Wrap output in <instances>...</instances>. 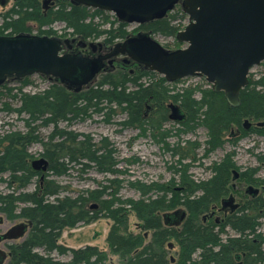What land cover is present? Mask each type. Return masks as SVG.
I'll list each match as a JSON object with an SVG mask.
<instances>
[{"label":"trees","instance_id":"1","mask_svg":"<svg viewBox=\"0 0 264 264\" xmlns=\"http://www.w3.org/2000/svg\"><path fill=\"white\" fill-rule=\"evenodd\" d=\"M104 13L101 9L72 4L71 0H54V6L44 13L40 0H16L4 16L0 35H30L32 29L27 25L33 23L38 25L40 36H49L50 31L41 29L61 22L71 36L85 41L103 38L111 45L116 39H125L127 32L123 23L117 28L101 29L102 24L96 22V18H103ZM174 18L164 16L141 26L150 35L175 37L182 24H173ZM28 78L15 80L25 86ZM97 79L79 92L55 81L39 94L18 90L19 106L13 111L25 116L26 132L7 133L0 138V170L9 173L17 189L26 188L36 175L46 174V177L39 186L40 196L38 191L0 193L2 215L7 219L26 218L32 223L28 237L8 247V264H107L105 252L97 246L71 248L59 243L64 229L90 225L99 219L112 222L106 242L110 252L121 257V264H237L238 258L240 264H264V237L257 234L258 220L264 218V212L259 213L264 211V201L255 203V216H249L242 209L244 213L232 215L221 226L199 219L227 193L230 173L236 168L230 154L212 166L209 179L195 181L189 174L190 164L185 161L190 158L196 161V157L179 153L176 167L179 189H175L177 185L172 186L174 182L169 188L128 182L141 194L139 200L122 199L120 189L124 182L117 178L108 179L96 189L75 197H60L67 189L53 179L68 174L75 166L94 167L97 173L115 177L123 173L116 168L115 150L107 139L95 142L87 135L60 128L61 123L71 125L93 114L105 115V111L116 107L127 115L123 125H137L142 129L151 122L145 117L148 111L152 109L165 122L167 106L174 104L185 115L179 123V134H190L203 127L207 132L204 150L210 153L223 146L224 133L232 125L240 126L243 118L262 121L264 126V78L250 79L240 91L235 107L222 92H203L199 100L188 90L175 92L164 77L142 67L138 75L120 67L100 74ZM46 127H53L52 132L42 137L40 130ZM260 134L264 135V131ZM34 142L41 145V155L48 162L44 173L32 171L27 165V147ZM154 188L159 196L145 199ZM94 204L96 208H92ZM180 207L187 212L184 222L177 227L165 225L159 215ZM131 212L142 222L141 229L153 231L148 242L139 235L121 231L127 227ZM226 228L236 236H228ZM170 239H175L180 248L174 262L167 258L164 250ZM53 254L70 259L61 261Z\"/></svg>","mask_w":264,"mask_h":264},{"label":"rangeland","instance_id":"2","mask_svg":"<svg viewBox=\"0 0 264 264\" xmlns=\"http://www.w3.org/2000/svg\"><path fill=\"white\" fill-rule=\"evenodd\" d=\"M43 1L44 0H40L41 10L46 13L54 6V0H49V3L46 5L43 4ZM15 3L16 0H6L4 5L0 4V25L3 23L4 16L11 10ZM103 12H105L103 18H96V22L102 24L101 29L108 30L110 28H117L123 23L125 24L124 29L127 32L126 38L116 39L111 45H107L103 38L96 41L88 40L86 42H103L105 45L109 46L108 48H111L116 43H121L129 38L136 37L138 33H146L142 29V26L137 23H125L119 20L113 12L104 10ZM165 16L167 18L175 16L172 22L175 25L182 24L181 30H183L189 22L188 16L183 12L180 2L175 5L172 10L168 11ZM27 26L32 29L31 36H40L38 34V25L29 23ZM64 28L65 26L63 23L57 22L52 25H46V27H43L41 30L51 32L49 36L45 37H54L61 41L74 38L68 31L66 32ZM149 36L167 51H176L186 47L185 44H181L177 41L176 36L165 37L150 34ZM78 40L85 42V40L80 38H78ZM63 48H65L64 45ZM85 52H89V49H86ZM121 66L122 63L116 62L115 66L112 65L113 68L108 67L104 72L114 71V69H119ZM140 68L141 66L133 64L127 66L126 70L129 72L132 71L134 75H138ZM262 78H264V61L254 66L249 73V80L255 81ZM96 80L98 79H95V81ZM26 82V85L22 86L21 81L8 80L0 87V138L7 133L16 132L23 134L26 132L24 122L25 116H19L13 111V109L19 106V88H22V91L25 93L39 94L48 87L51 81L47 77L34 74L29 76ZM168 84H170V87L175 92L180 90L193 92L196 100L200 99L203 92L212 90L211 85L207 82L205 77L199 76L186 77L174 83L168 82ZM89 85L83 87L82 90L90 87ZM169 105L170 104H168V106ZM168 106L167 116L170 114ZM105 112V115L93 114L90 118L82 121H75L71 125L61 123L59 127H65L67 130H71L76 134L87 135L95 142L107 139L115 150V160L118 163L116 168L123 173L115 177L97 173L94 167L83 169L80 168V166H75L68 174L53 178L57 183L67 189L60 197L66 195L75 197L83 191L96 189L108 179L117 178L124 182L120 189V197L122 199L139 200L142 198L141 194L132 189L128 182H139L141 184H154L158 186L165 185L168 188L169 185L171 186L170 183L174 182L172 186H176L178 178L176 167H178L177 156L179 153L186 155L193 154L192 156L196 157V161H192L191 158L185 161L190 164L189 174L195 181L209 179L212 166L220 163L230 154L233 157L232 162L235 164L236 168L230 173L228 193H226V196H233L235 198V203L239 204L240 210L243 209L249 216L256 215V210L253 209L255 203L264 201V135L260 134L261 131H264V126H259L260 124L263 125L262 121L243 118L240 126L232 125L224 133V144L221 148L207 153L206 150H204L207 132L203 127L196 128V130L190 134H179V121H173L167 117V121L164 122V120L160 119V117L158 118V115H155V111L151 109L145 115L146 119H151L150 124L140 129L137 125H123V122L128 118L127 115L122 113L120 108L112 107V111ZM246 120L250 124V128L247 129L244 128ZM52 128L53 127L42 128L40 130V135L42 137H47L52 132ZM232 132H234L236 137L231 135ZM194 143L196 146L193 145ZM195 147L198 148L194 150ZM27 153L29 155L27 165L30 170L33 171L31 164L43 158L41 155L42 147L39 143H31L27 147ZM234 171L238 174L236 180H233ZM45 177L46 174L38 175L33 178L30 186L25 190H19V192L33 193L38 191L40 196L39 186L43 183ZM8 182L9 173L0 170V193L6 194L11 192L12 189H8ZM14 187L18 190L16 186ZM176 187L178 188V185ZM248 187L257 189L259 194L256 197L247 194L246 189ZM157 196L159 195L154 188L153 191L148 193L145 199L155 198ZM216 205L220 208V203ZM179 210H184V208L180 207ZM213 211L211 207L207 213L199 218L200 221L206 224L211 223L221 226L232 216L224 215L216 208L214 216L210 218V214ZM170 212L172 213L173 211H169V213ZM262 212L263 209L259 211L260 214H262ZM162 215H159L161 219H163ZM217 220L219 221L218 223H216ZM17 223L18 221L16 219L7 220L4 216V225L0 227V232L5 231L7 228ZM140 224H142V222L131 212L128 216L127 227L121 231L126 234L139 235L145 239L146 243L151 239L153 231L141 229ZM111 225L112 222L110 220L99 219L90 225L79 224L74 229H64L59 243L71 248H80L86 245L97 246L100 250L105 252L107 264H121V257L112 254L106 242V237ZM225 231L228 236H236L235 232L230 228H226ZM257 234L264 237V218L258 220ZM224 237H226V235H224ZM19 242L20 241L5 243L2 248L5 249L7 252L6 254H8V244ZM171 244L172 247H170ZM164 250L169 260H176L180 248L175 239H170L165 243ZM52 256L61 261H68L70 259L68 256H59L57 254H53ZM194 258L197 261V257L195 256ZM8 262L9 257H7L5 264H8ZM240 262L241 260L238 258L237 264H240Z\"/></svg>","mask_w":264,"mask_h":264},{"label":"water","instance_id":"3","mask_svg":"<svg viewBox=\"0 0 264 264\" xmlns=\"http://www.w3.org/2000/svg\"><path fill=\"white\" fill-rule=\"evenodd\" d=\"M72 4L113 12L125 23L143 24L164 17L179 2L188 16V24L176 35L186 47L167 51L152 40L148 33L117 43L106 58L127 56L146 69L163 76L169 83L192 76L205 77L214 92H222L232 106H237L240 91L248 83L250 70L264 61V0H71ZM6 0H0L4 5ZM49 0H44L46 5ZM68 40L54 37L0 35V85L7 79H21L34 74L56 78L69 90L79 92L89 85L103 68L102 56L94 60L81 54H66L63 45ZM85 46L86 44L82 43ZM101 48L91 42L89 46ZM113 64V60H109ZM169 119L183 121L185 115L177 105L170 104ZM245 127L250 124L246 120ZM48 162L41 158L32 163L34 169ZM238 178L234 171V180ZM247 193L256 195L257 189L248 187ZM233 198L223 201L231 205ZM97 205H92L96 208ZM236 206H233V209ZM177 216V217H176ZM185 210L163 215L165 225L184 222ZM26 226L13 227L3 239H18ZM172 247V244L170 245ZM6 253L0 250V264Z\"/></svg>","mask_w":264,"mask_h":264},{"label":"flooded vegetation","instance_id":"4","mask_svg":"<svg viewBox=\"0 0 264 264\" xmlns=\"http://www.w3.org/2000/svg\"><path fill=\"white\" fill-rule=\"evenodd\" d=\"M70 40V41H69ZM63 41V40H62ZM68 43L67 44H64V46H65V48H63V53H66V54H81L84 58H88V59H90V60H94V59H96L98 56H102V57H104L105 59H103L102 60V62H103V68L101 69V71L100 72H98L97 74H96V76H95V78L93 79V81L90 83V84H92L93 82H95V79H97L98 78V76L100 75V74H103V73H105L104 71H106L105 69H107L108 67H112V65L113 66H115V63L117 62V63H122V68H126L127 66H131V65H133V64H136V65H138V66H142V65H140V64H138L137 62H134L133 60H131V59H129L127 56H116V57H111V58H106L105 56L107 55V54H110V52H112L113 51V49H114V47H115V45L117 44H114L111 48H108L109 46H107V45H105L103 42H97L96 44H101V48H99V46L98 45H96V47L95 48H92L91 46H89V44L91 43V42H84V41H79L78 40V38H76V37H74V38H72V39H68ZM88 41V40H87ZM126 41V40H125ZM124 41V42H125ZM82 43H84V44H86L85 46H83V45H81ZM122 43V42H121ZM86 49H89V52H85L86 51ZM113 60V64H110L109 63V60ZM113 68V67H112ZM143 68L146 70V68L143 66ZM115 70V69H114ZM130 73L132 74L133 72L132 71H130ZM41 75V74H40ZM41 76H44V75H41ZM44 77H47L50 81H55V82H59L58 80H56V78H54V77H51V76H44ZM97 77V78H96ZM169 116V115H168ZM181 122V121H180ZM259 126H263L262 124H260ZM244 128H250V126L249 127H245V125H244ZM245 132V131H244ZM231 135L233 136V137H236L235 136V134H234V132H232L231 133ZM31 167H32V169L35 171V172H38V173H44V171H42V165H40L39 166V168L37 167L36 169H34V167L32 166V164H31ZM36 177H37V175H36ZM234 180V179H233ZM12 181L9 179V182H8V186H9V188L8 189H12L11 190V192H9V193H12L13 191H15V192H17V193H19V190H25L28 186H30V185H28L26 188H24V189H18V190H16L15 189V187L14 186H16L17 187V184H15V183H11ZM31 184V183H30ZM177 189H179V188H177ZM248 189V188H247ZM247 189H246V193H247ZM226 191H227V193H228V187L226 188ZM6 194H8V193H6ZM248 194V193H247ZM259 194V192L256 194V195H251V196H253V197H256L257 195ZM233 198V203L231 204V205H228V206H226V207H223V201L224 200H227V199H229V198ZM218 203H220V208L219 207H217V205L215 204V205H212L211 207H212V209L215 211V209L217 208V209H219V211L220 212H222L224 215H236V214H241V213H244V211L243 210H240V207H239V204H237V203H235V198L233 197V196H223V197H221L220 198V200L218 201ZM21 206H23V205H21ZM233 206H236L234 209H233ZM214 211L210 214V218L211 217H213L214 216ZM264 212V211H263ZM262 212V213H263ZM246 213V212H245ZM177 217V216H176ZM17 220L18 221V223L17 224H14V225H12L10 228H7L5 231H2V232H0V236H3V235H6L7 233H9V231L13 228V227H15V226H18V225H24V226H26V230H25V232H24V235L23 236H21V237H19L18 239H3L2 241H0V250L1 251H4L5 253H7L6 251H5V249H3L2 248V246H3V244H5V243H8V242H16V241H20L19 243H21V242H23L27 237H28V235H29V233H30V231H31V228H32V223H31V221H29L28 219H26V218H22V217H16V218H14V219H7V220ZM204 220H205V218H204ZM219 221L217 220L216 221V223H218ZM183 223V222H182ZM181 222H179V223H175V225H173V226H175V227H177V226H180L181 224H182ZM4 225V215H2L1 213H0V227H2ZM14 244H16V243H14ZM9 246L10 245H13V244H8ZM8 246V247H9ZM8 249V248H7ZM6 260H7V255H6V259H5V261H4V263L3 264H5V262H6ZM171 262H174V259H171Z\"/></svg>","mask_w":264,"mask_h":264}]
</instances>
